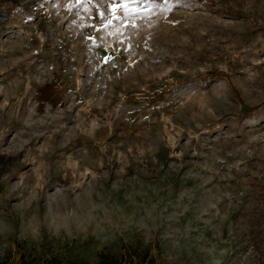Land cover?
<instances>
[{"label": "rangeland", "instance_id": "374dc122", "mask_svg": "<svg viewBox=\"0 0 264 264\" xmlns=\"http://www.w3.org/2000/svg\"><path fill=\"white\" fill-rule=\"evenodd\" d=\"M119 7L0 0V264H264V0Z\"/></svg>", "mask_w": 264, "mask_h": 264}, {"label": "snow or ice", "instance_id": "6c2138e0", "mask_svg": "<svg viewBox=\"0 0 264 264\" xmlns=\"http://www.w3.org/2000/svg\"><path fill=\"white\" fill-rule=\"evenodd\" d=\"M71 2V0H70ZM81 3L91 2V0H80ZM100 4H119L122 7L113 8L112 13L109 14L107 10L104 12H98L97 16L101 20V28H107L110 26L114 20L124 21L126 18H135L141 14V12H148L151 10L150 7L146 8L145 6H152L159 8L162 5H169L172 3V0H98ZM179 2V0H176ZM135 27V25H131ZM90 39H93L90 37ZM112 58L106 56L104 58L105 63H108Z\"/></svg>", "mask_w": 264, "mask_h": 264}]
</instances>
